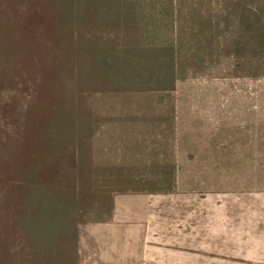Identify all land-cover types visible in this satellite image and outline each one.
I'll return each mask as SVG.
<instances>
[{
    "label": "trees",
    "instance_id": "1",
    "mask_svg": "<svg viewBox=\"0 0 264 264\" xmlns=\"http://www.w3.org/2000/svg\"><path fill=\"white\" fill-rule=\"evenodd\" d=\"M140 1L0 0V94L28 93L22 133L41 142L29 150V168H0V180L18 178L17 201L30 212L25 221L37 245L54 256V248L70 240L77 250L86 196L106 204L114 193L167 191L175 183L174 168L105 167L109 159L100 158L99 146L83 132L87 121L77 105L83 89L169 92L204 63L200 51L211 45L214 20L198 10L201 0H146L148 14L137 8ZM235 1L240 7L226 3L218 23L235 24L240 35L233 50L255 57L233 75H264V0ZM183 5H189L185 14Z\"/></svg>",
    "mask_w": 264,
    "mask_h": 264
},
{
    "label": "rangeland",
    "instance_id": "2",
    "mask_svg": "<svg viewBox=\"0 0 264 264\" xmlns=\"http://www.w3.org/2000/svg\"><path fill=\"white\" fill-rule=\"evenodd\" d=\"M188 1L191 3L193 0ZM200 2L198 10L207 12L214 20L209 36L212 47L210 43L209 47L206 43L204 50L200 51L204 63L197 71L191 70L187 77L177 80L175 85V88L178 87L177 92L175 89L169 92L135 89L99 93L83 89L77 94V105L79 113L87 121V125L83 126V132L89 134L95 146H99L100 158L109 159L106 166L104 164L103 166L155 171L160 168H181L182 172L179 176L181 190H197L200 196L206 199V215H214L217 218L219 193L251 188L264 189V156H262L264 150L260 148V141L256 140L239 141L244 147L238 151L234 150L230 128L218 125L214 116L184 119V125L180 126L184 131L179 130L180 133L177 135L173 120L169 118L171 116L169 106L171 102L177 100L236 99L264 103V75H233L235 72L244 73L250 65L248 63L253 62L255 57L254 53L237 54L233 50L231 43L240 35L235 24L218 23L222 19L220 16L226 14L224 5L232 2L235 8H238L239 1L201 0ZM148 4V1L141 0L137 8L148 14L150 13ZM192 6L194 5L190 7ZM187 8L189 5L182 6L184 14ZM147 21L139 19L137 23ZM182 24L188 26L190 22L183 20ZM261 62L264 63V60ZM262 70L264 72V68ZM29 98L28 93L22 91L10 90L0 94V168H29L27 162L29 150L40 148L41 142H38L34 133H22L27 122ZM150 106L159 107L158 111L154 110L156 112L154 114L158 115L168 107L167 116L140 117L144 112L142 107ZM262 111L264 112V108ZM129 114L137 115H134L136 116L134 119H130ZM258 118L252 116L248 121V130L243 126L238 131L248 136L259 131ZM219 128L224 134L217 132ZM150 129L151 134L148 133ZM177 136H179L178 141L175 138ZM122 137L123 142L120 140L119 144V138ZM154 138H157V142ZM149 144L153 147L151 150L148 148ZM154 152L158 155L153 156ZM171 152L175 154L178 152L181 155L170 156ZM42 158L43 162L46 156ZM45 168L51 166L47 163ZM63 168L71 167L66 165ZM4 173V171L0 173V178ZM6 182L0 180V264H86L97 258L95 255L87 254L85 249L86 246L91 250L96 247L95 241L87 234L86 223L107 215L111 197L106 204L88 196L84 198L79 206V222L75 231L77 250L75 246L72 247L70 240L71 243L69 241L64 246L55 247L56 256H54L49 247L37 245L33 229L25 221L30 212L27 211L26 205L17 201L16 185H19L20 181L14 177L10 182ZM5 194H8L7 201L4 199ZM215 226L217 227V222Z\"/></svg>",
    "mask_w": 264,
    "mask_h": 264
},
{
    "label": "crops",
    "instance_id": "3",
    "mask_svg": "<svg viewBox=\"0 0 264 264\" xmlns=\"http://www.w3.org/2000/svg\"><path fill=\"white\" fill-rule=\"evenodd\" d=\"M158 108L142 107L140 117L155 118ZM263 108L264 103L248 100H177L169 106V118L178 135L179 130L184 131L180 128L184 119L214 116L218 125L230 128L234 150L244 147L239 141L247 140L260 141L264 150ZM167 109L158 117L167 116ZM252 116L261 118L259 131L250 136L239 132L243 126L248 130ZM175 138L179 140V136ZM123 139L119 138V144ZM154 147L157 150L156 144ZM148 148L153 147L149 144ZM181 172L174 168L175 183L167 191L114 193L107 215L86 223L96 247L85 249L97 256L86 264H264V189L219 193L216 218L206 215V199L197 190H181ZM78 243L80 246V236Z\"/></svg>",
    "mask_w": 264,
    "mask_h": 264
}]
</instances>
